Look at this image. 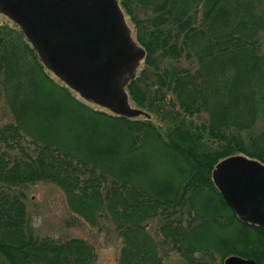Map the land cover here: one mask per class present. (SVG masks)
<instances>
[{"label": "trees", "instance_id": "trees-1", "mask_svg": "<svg viewBox=\"0 0 264 264\" xmlns=\"http://www.w3.org/2000/svg\"><path fill=\"white\" fill-rule=\"evenodd\" d=\"M119 1L145 49L128 96L164 129L78 98L17 23L0 24V97L12 115L0 123V254L9 264L94 259L84 237L33 233L23 187L42 179L91 225L114 224L118 264H166L163 250L187 264L231 253L264 264V227L237 216L212 174L234 154L264 163V128L253 130L264 115V3ZM201 111L206 120L191 118Z\"/></svg>", "mask_w": 264, "mask_h": 264}, {"label": "water", "instance_id": "water-1", "mask_svg": "<svg viewBox=\"0 0 264 264\" xmlns=\"http://www.w3.org/2000/svg\"><path fill=\"white\" fill-rule=\"evenodd\" d=\"M42 63L84 98L128 116L145 114L129 103L127 84L145 49L130 34L119 0H0ZM213 178L240 219L264 227V163L243 154L216 164ZM254 264L231 253L222 264Z\"/></svg>", "mask_w": 264, "mask_h": 264}, {"label": "rangeland", "instance_id": "rangeland-1", "mask_svg": "<svg viewBox=\"0 0 264 264\" xmlns=\"http://www.w3.org/2000/svg\"><path fill=\"white\" fill-rule=\"evenodd\" d=\"M254 3H264V0H254ZM202 3V1L200 2ZM120 8L124 13V18L127 26L130 29V34L138 45H140L135 37L133 23L130 20L129 14H126L123 6L119 3ZM196 17L198 21L201 17V8H199ZM0 24H8L17 27L16 22L6 14L0 12ZM262 49L264 50V34L261 37ZM143 57L139 62L137 71L143 65ZM182 63L188 64L186 59H182ZM46 69H48L46 67ZM49 70V69H48ZM50 75L61 83L62 81L53 71L49 70ZM67 85V84H66ZM69 86V85H68ZM70 87V86H69ZM71 88V87H70ZM127 89V88H126ZM74 94L95 108L106 109L102 105L84 98L79 92L71 88ZM129 97V96H128ZM129 103L136 106L129 97ZM145 111V110H144ZM148 114V113H147ZM137 116H143L142 114ZM149 117L161 129L166 126L165 121L155 112H150ZM195 121H203L207 119L206 112L201 111L199 114L191 115ZM12 115L5 103L3 97H0V123L11 120ZM264 128V115L258 118L253 128L258 131ZM24 202L26 204V215L30 222L33 233L43 236L50 235L54 238H65L69 236H81L87 239L94 248V259L90 264H118L117 255L121 246V236L118 234L114 224L110 221L102 220L100 226L91 225L84 218L74 213L69 209L65 195L62 189L55 183L49 180H37L23 187ZM151 230L154 232L156 221H150ZM162 252L163 261L166 264H187L179 254L174 250ZM0 264H9L0 254Z\"/></svg>", "mask_w": 264, "mask_h": 264}, {"label": "flooded vegetation", "instance_id": "flooded-vegetation-1", "mask_svg": "<svg viewBox=\"0 0 264 264\" xmlns=\"http://www.w3.org/2000/svg\"><path fill=\"white\" fill-rule=\"evenodd\" d=\"M119 3H120V1H119ZM3 13V12H2ZM5 14V13H4ZM8 16V15H7Z\"/></svg>", "mask_w": 264, "mask_h": 264}]
</instances>
